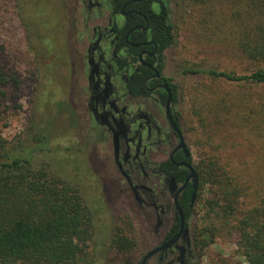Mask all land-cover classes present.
Wrapping results in <instances>:
<instances>
[{"label":"flooded vegetation","instance_id":"1","mask_svg":"<svg viewBox=\"0 0 264 264\" xmlns=\"http://www.w3.org/2000/svg\"><path fill=\"white\" fill-rule=\"evenodd\" d=\"M74 4L75 49L68 65L76 74L74 98L88 142L87 167L101 187V214L122 202L135 239L127 244L129 251L107 252L103 243L101 253L109 263L201 264L191 222L199 175L178 84L165 74L173 45L164 48L161 35L169 22L174 24L171 5L178 3Z\"/></svg>","mask_w":264,"mask_h":264},{"label":"rangeland","instance_id":"2","mask_svg":"<svg viewBox=\"0 0 264 264\" xmlns=\"http://www.w3.org/2000/svg\"><path fill=\"white\" fill-rule=\"evenodd\" d=\"M174 1L178 3L177 8L171 5L175 13L176 37L175 44L167 51L170 65L165 74L178 84L180 90L194 162L216 158L223 167L232 169L242 182H249L253 190L264 189V132L261 127L253 129L252 133L248 130V123L251 124L254 118L250 112L264 103L263 90L182 73L184 68L204 66L244 74L258 69L259 65L233 52L225 28L216 34L214 21L204 26L199 24L202 11L196 7L186 11L181 0ZM57 4L60 13L55 8ZM74 9V0H29L26 4L21 0H0L1 63L9 78L6 98L0 106V137L12 145L17 139L26 141L33 114L47 126L49 150L40 154L38 166L45 165L56 176L78 186L86 206L94 215L95 233L89 241L92 258L79 260L77 264H125L121 260L123 256H117V252L114 257H119L118 263L106 262L101 253L103 243H106L104 249L107 252L112 250L108 242L115 234L113 226L125 227L120 223L124 212L123 203L117 202L105 215L101 214V187L87 167L88 142L74 98L76 74L68 65L75 49V23L71 21ZM59 14L60 20H57ZM54 39L60 44L55 49L60 61L50 63L47 73L51 72L46 77L33 48L38 49L39 43L53 46ZM89 162L96 165L92 157ZM209 198L206 186L191 221L193 238L202 221V204ZM199 253L201 264H213L217 256L244 262L236 254L234 239L225 236L215 239Z\"/></svg>","mask_w":264,"mask_h":264},{"label":"trees","instance_id":"3","mask_svg":"<svg viewBox=\"0 0 264 264\" xmlns=\"http://www.w3.org/2000/svg\"><path fill=\"white\" fill-rule=\"evenodd\" d=\"M28 1L21 0L23 4ZM181 3L186 11L195 7L202 11L200 25L214 21L216 34L225 28L233 52L259 65L244 74L204 66L184 68L182 73L264 92V66H260L264 64V0H181ZM55 8L60 13L58 4ZM172 27L175 29L169 22L167 30H161L164 48L175 44ZM210 31L215 35L212 28ZM39 46L33 48L34 56L48 76L50 63L60 61L55 51L60 44L54 39V47L40 43ZM65 59L64 55L63 65ZM1 62L0 54V106L9 82ZM250 113L254 116L252 123H248L250 133L258 127L264 132V103ZM35 116L30 118L26 141L17 139L12 145L0 137V264H77L82 259L91 260L89 241L95 233L94 215L78 186L56 176L47 166H38L40 154L49 150L50 138L47 126ZM196 166L199 197L206 186L210 195L202 204V221L194 236L196 248L203 252L215 239L225 236L234 239L236 254L244 262L217 256L213 264H264V189L253 190L249 182H242L216 158L202 159ZM120 223L125 227H118L109 247L124 253L131 249L127 244L135 239L130 220L123 217Z\"/></svg>","mask_w":264,"mask_h":264},{"label":"water","instance_id":"4","mask_svg":"<svg viewBox=\"0 0 264 264\" xmlns=\"http://www.w3.org/2000/svg\"><path fill=\"white\" fill-rule=\"evenodd\" d=\"M169 98H170V96H169ZM152 253H153V252H151L150 254H148V256H150ZM145 259H146V258H145ZM145 259H144V261H145ZM144 261H143V262H144Z\"/></svg>","mask_w":264,"mask_h":264}]
</instances>
